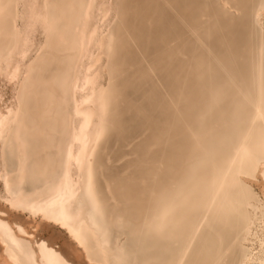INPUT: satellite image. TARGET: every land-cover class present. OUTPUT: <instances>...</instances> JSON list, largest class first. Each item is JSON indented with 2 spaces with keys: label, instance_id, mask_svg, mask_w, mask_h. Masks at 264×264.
<instances>
[{
  "label": "rangeland",
  "instance_id": "374dc122",
  "mask_svg": "<svg viewBox=\"0 0 264 264\" xmlns=\"http://www.w3.org/2000/svg\"><path fill=\"white\" fill-rule=\"evenodd\" d=\"M115 3L83 192L102 243L120 237L117 264H264V17L248 0ZM10 4L0 27L11 22ZM16 12L23 29L22 7ZM33 41L29 61L43 32ZM20 48H10L5 70ZM47 62L49 79L57 66ZM18 82L0 74L2 111L18 106ZM37 107V97L25 101L30 120ZM6 202L0 197V215L12 226L89 264L64 227Z\"/></svg>",
  "mask_w": 264,
  "mask_h": 264
},
{
  "label": "bare ground",
  "instance_id": "6f19581e",
  "mask_svg": "<svg viewBox=\"0 0 264 264\" xmlns=\"http://www.w3.org/2000/svg\"><path fill=\"white\" fill-rule=\"evenodd\" d=\"M10 1L11 22L8 28L0 27V74L6 72L10 81L19 80L18 106L12 103L5 111L0 108V197L10 207L13 202L27 206L31 215H36L31 211L35 207L42 213L41 220L64 227L83 249L89 264H117L114 253L120 249L121 239L115 234L110 244L102 243L83 196L86 169L98 141L97 122L107 70L104 63L115 0ZM248 1L258 18L264 17V0ZM3 3L0 0L1 25L8 18ZM18 6L25 17L23 29L15 19ZM189 28L192 31L191 25ZM42 32L43 47L39 46L36 59L29 61L33 38ZM17 44L21 47L19 56L5 70L3 61L8 64L9 50ZM48 59L54 60L57 69L46 79L43 71L50 63ZM35 70L37 76L33 78ZM41 85L53 94L41 92ZM32 96L37 97L38 107L35 119L30 120L24 103ZM260 106L254 109L257 116ZM243 148L245 155L247 148ZM5 218L0 215V264H72L44 240L35 241L33 231L12 226Z\"/></svg>",
  "mask_w": 264,
  "mask_h": 264
},
{
  "label": "snow or ice",
  "instance_id": "6c2138e0",
  "mask_svg": "<svg viewBox=\"0 0 264 264\" xmlns=\"http://www.w3.org/2000/svg\"><path fill=\"white\" fill-rule=\"evenodd\" d=\"M6 203H7V202H6ZM11 207H12V209H13L14 211H21V210L24 211V212H28V211H29V208H28L27 206H24V205H17L15 202L12 203ZM31 211H32L34 214H36L38 217H39V215L42 214V213L37 212L35 207H32ZM57 222L59 223L60 221H57Z\"/></svg>",
  "mask_w": 264,
  "mask_h": 264
}]
</instances>
